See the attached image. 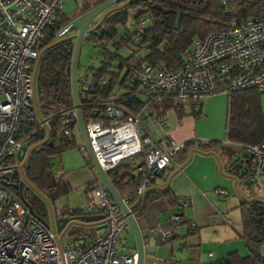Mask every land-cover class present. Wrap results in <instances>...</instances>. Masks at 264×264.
I'll list each match as a JSON object with an SVG mask.
<instances>
[{"label": "built area", "instance_id": "obj_1", "mask_svg": "<svg viewBox=\"0 0 264 264\" xmlns=\"http://www.w3.org/2000/svg\"><path fill=\"white\" fill-rule=\"evenodd\" d=\"M78 0H0V264H137V254L122 255L118 248L130 231L127 217L113 201L101 180L85 193L86 210L104 217L103 232L78 247L58 244V235L41 222L29 207L12 200V183L19 157L36 134L49 137L55 120L59 134L78 140L77 149L85 158L76 109H61L41 115L37 106L34 69L39 59L38 46L46 31L54 26L67 2ZM223 5V3H222ZM134 10L133 29H124L117 41L107 40L97 28L95 48L111 74L92 70L77 78L79 108L90 148L104 173L125 162H132L140 176L133 195L122 199L132 216L141 206L147 191L184 149L172 139H155L164 131L169 113L193 115L201 101L216 94L256 90L264 94V16L248 19L192 42L181 57L180 66L171 71L165 62L151 63L146 56L148 21ZM97 23V21L95 22ZM64 31L59 35H63ZM112 48L111 51L108 48ZM127 49L125 58L118 56ZM112 57V58H110ZM119 68H112V63ZM227 79V80H226ZM167 100H173L169 109ZM26 129V130H25ZM250 167L249 182L261 184L264 176V139L256 145L236 148ZM91 163V161L89 162ZM215 193L224 199L228 192ZM187 203L183 204L186 207ZM165 233L171 240L179 223ZM194 225L190 230H194ZM143 264H157L144 261Z\"/></svg>", "mask_w": 264, "mask_h": 264}, {"label": "trees", "instance_id": "obj_2", "mask_svg": "<svg viewBox=\"0 0 264 264\" xmlns=\"http://www.w3.org/2000/svg\"><path fill=\"white\" fill-rule=\"evenodd\" d=\"M78 1L79 3L76 2L77 12L73 16H67L65 12L59 13L56 23L45 34L44 51L40 56L35 79L36 100L41 115H53L61 109H70L74 106L70 74L74 41L69 38L76 32L59 35L73 19L107 0ZM138 8L140 9L138 17L146 18L150 29L147 38L149 43L147 58L153 64L165 62L171 71L179 68L182 55L190 48L194 40L204 39L224 27L244 23L250 18L264 16V0H133L125 7L109 14L99 26V32L108 41H117L118 29H128L132 18L136 19L133 12ZM89 38L96 42L95 33H90ZM117 66L120 68L122 63L118 61V65L112 68ZM94 70L102 75L111 74L102 60L99 68ZM90 71L92 70H88ZM227 98L226 140L231 144L241 146L256 145L262 142L264 139L262 94L250 89L233 91L227 95ZM167 101L165 108L169 109L173 100ZM178 115L179 117L184 116L181 112ZM193 115L198 116L199 114L197 112ZM83 118L85 119L84 112ZM59 130V123L55 120L48 142L31 153L21 171L18 167L15 169L12 183L8 186L12 200L27 205L32 214L43 223L47 222L48 209L37 192L49 200L51 189L49 178L52 168L50 160L54 156H60L66 151L77 148V142L72 138L61 136ZM39 142L35 138L32 139L30 147ZM192 146L188 143L184 149ZM219 147L231 154L233 160L238 158L232 149L222 147L218 143L197 146L201 154L209 153ZM244 163V159H239L234 170L238 172ZM87 164L92 167L91 163L87 162ZM247 171L250 173V167H247ZM22 176L26 180L25 183L22 181ZM107 176L121 199L133 195L140 184V176L135 174V168L129 164L122 163L108 172ZM94 184L92 182L87 191ZM159 198H165L172 207L177 204L169 189L160 192L150 188L142 205L134 208V218L139 217L151 202ZM244 205L246 213L243 215L242 238L248 246L249 255L242 258L232 253L217 264H264L260 253L264 246V202L253 200ZM62 215L78 220L84 217L79 210H73L70 213L66 211Z\"/></svg>", "mask_w": 264, "mask_h": 264}, {"label": "crops", "instance_id": "obj_3", "mask_svg": "<svg viewBox=\"0 0 264 264\" xmlns=\"http://www.w3.org/2000/svg\"><path fill=\"white\" fill-rule=\"evenodd\" d=\"M94 69L97 67L89 70ZM227 100L224 94L207 97L201 101L198 116L179 117L178 114L169 113L164 131L153 134L155 139L170 138L178 144L185 146L191 143L193 146L183 149L174 158V165L168 167L152 186L161 192L168 185L166 189L173 193L176 206L172 207L165 198H159L135 218L143 242V261H154L157 264H217L232 253L242 258L249 255L248 246L242 238L243 215L246 213L243 206L253 200L264 202V176L261 184H251L250 173L242 176L241 172L234 170L239 159L233 160L232 155L224 152L221 147L205 154H201L197 148L200 144L218 143L232 149L236 155L238 145L229 143L225 137ZM262 111L264 115V108ZM70 151L59 156L63 169L60 171L64 175L57 183L58 194L64 197L68 192L84 186L81 195L83 204H67L60 208L59 215L79 210L85 217L89 215L85 193L88 186L100 178L84 157L83 161H78L74 166L63 159V155ZM124 164L134 166L132 162ZM135 174L139 175L136 169ZM243 183L253 186L252 189L246 188ZM219 189L228 192L224 199L215 193ZM185 203L187 206L183 207ZM173 215L179 218L176 232L170 241L163 242L165 233L174 229L170 221ZM191 225L195 227L193 231L190 230ZM96 228L94 224H74L61 238V244L66 240L65 246H82L103 232ZM123 239L124 243L119 246L118 253L137 254L131 228ZM260 253L264 259V246Z\"/></svg>", "mask_w": 264, "mask_h": 264}, {"label": "water", "instance_id": "obj_4", "mask_svg": "<svg viewBox=\"0 0 264 264\" xmlns=\"http://www.w3.org/2000/svg\"><path fill=\"white\" fill-rule=\"evenodd\" d=\"M133 0H107L106 2L94 7L93 9L89 10L88 12L76 17L71 21V23L66 27L64 30V33L67 32H76L74 35H72L69 39L71 41H74V46L72 48V61H71V92H72V99H73V105L76 109V113L78 116V127L83 139V142L85 143L87 150H88V156L92 163V166L96 170L100 180L110 193L113 201L119 206L122 213L127 217V220L129 222L130 228L134 234L136 244H137V256H138V262L137 264H143V242L140 235V232L138 230L136 220L134 216L131 215L126 205L123 203L122 199L118 195L117 191L114 189L112 184L110 183V180L108 179V176L106 173L102 171L100 166L97 163V160L90 148L89 141L86 135L85 126H84V120L82 118V114L79 108V98H78V92H77V72H78V60H79V54L81 50V46L84 40V37L86 34L93 33L99 26L103 23L105 18L111 14L112 12L118 10L119 8L125 7L127 4H129ZM122 3V5H120ZM100 18V19H99ZM99 19V20H98ZM97 21V23H95ZM44 44L41 43L38 46V49L41 51L39 55V59L36 62V66L34 69V86H35V79L37 75V70L39 66V60L40 56L43 53ZM227 80V79H226ZM26 130V129H25ZM35 139L39 140L40 142L31 146L28 149H25V155L24 157H19L18 161L20 162L18 166V170L21 171L23 166L28 162L29 157L33 151L40 148L44 144H46L49 140V137H46L43 139L42 134H36ZM198 152V151H195ZM238 158L235 160L237 161ZM248 171L244 170L241 174L242 176L247 175ZM22 181L25 183L24 176L21 177ZM234 179V178H232ZM168 188V185L167 187ZM166 188H163L161 190H166ZM37 195L41 197V199L45 202L47 209H48V222H45V225L56 235H58V244L61 243V238L68 232L69 228L74 224H81V225H88V224H94L97 225L96 230L102 231L105 227L104 225V217L101 215L98 216H85L81 217L79 220H73L72 218L65 217L63 215H59L57 218H53L50 208V202L49 200L37 192ZM137 206V203H134L129 207V209H133Z\"/></svg>", "mask_w": 264, "mask_h": 264}, {"label": "rangeland", "instance_id": "obj_5", "mask_svg": "<svg viewBox=\"0 0 264 264\" xmlns=\"http://www.w3.org/2000/svg\"><path fill=\"white\" fill-rule=\"evenodd\" d=\"M76 9H77V5L75 3L67 2L64 8V12L68 16H73L77 12ZM133 26H134V19L132 18L127 28L131 30L133 29ZM118 31L119 33H121L123 31V28L118 29ZM108 49L113 51L112 48L110 47ZM127 55H128L127 49H120L118 51V56L120 58H125ZM100 62H101V56L95 48V41L92 38H89V34H86L79 54L77 78L84 77L90 68H96V67L98 68ZM115 66L116 64L112 63V67ZM262 108H264V94H262ZM76 142L79 143L78 140H76ZM60 159L61 157L54 156L50 160V163L52 165V170L49 178V183L51 187L49 192L50 193L49 202H50V208L53 218H57L59 216L60 208H62L67 204H73V203L78 205L83 204L81 195L84 192V186H81L78 189L68 192L64 197H59L57 183L59 178L64 175V172L60 171L63 170L60 164L61 161ZM63 159H65L70 165L74 166L78 161H83V155L78 151L77 148H75L72 149L70 152L65 153L63 155ZM85 159L87 162H90L89 158H85ZM93 170L96 172L94 167ZM243 185L248 189H252L253 187L251 185H246L245 183H243ZM66 244L67 241L63 240L61 245L65 247Z\"/></svg>", "mask_w": 264, "mask_h": 264}, {"label": "flooded vegetation", "instance_id": "obj_6", "mask_svg": "<svg viewBox=\"0 0 264 264\" xmlns=\"http://www.w3.org/2000/svg\"><path fill=\"white\" fill-rule=\"evenodd\" d=\"M120 5H122V3H121ZM99 19H100V18H99ZM99 19H98V20H99ZM74 34H75V33H73V34H71V35H74Z\"/></svg>", "mask_w": 264, "mask_h": 264}]
</instances>
